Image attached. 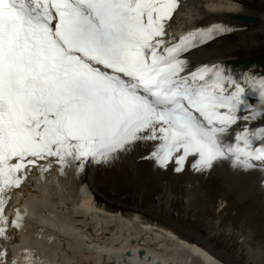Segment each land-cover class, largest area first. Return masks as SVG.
<instances>
[{
  "label": "snow or ice",
  "instance_id": "obj_1",
  "mask_svg": "<svg viewBox=\"0 0 264 264\" xmlns=\"http://www.w3.org/2000/svg\"><path fill=\"white\" fill-rule=\"evenodd\" d=\"M181 0H0V240L27 209L13 195L34 171L108 165L139 148L175 173L222 163L264 171V76L236 77L185 54L234 26L170 30ZM0 264H46L0 247Z\"/></svg>",
  "mask_w": 264,
  "mask_h": 264
},
{
  "label": "rangeland",
  "instance_id": "obj_2",
  "mask_svg": "<svg viewBox=\"0 0 264 264\" xmlns=\"http://www.w3.org/2000/svg\"><path fill=\"white\" fill-rule=\"evenodd\" d=\"M231 2L237 6L231 5ZM181 4L183 12L174 16L171 27L188 22L194 24L196 20L203 19L209 9L212 12L227 11L224 16L217 19L222 18L235 28L233 32L217 37L209 44L193 51L191 56L196 62L215 59L240 60L264 55V0H181ZM235 10L242 13L232 14L231 12ZM242 16L254 17L256 20L246 22L241 19ZM176 30L173 32H178V29ZM252 105L257 109L264 108L260 102L254 101ZM257 124H264V120L254 123L252 127H256ZM146 154L144 148H139L126 157L122 156L128 166V174L123 172L120 175L118 161L111 163L114 171L108 170L98 175L96 173L101 164L89 163L85 168L86 172L77 171V166L74 165L65 169L67 171L64 175L58 173L61 190L63 189L64 193L58 190V185L54 181L50 187H47L46 192L41 190V185L38 191L49 197L54 210L59 214L58 219H62V215L72 214L73 211L79 216V209L74 208L76 205L72 203L82 195L80 192L86 186L85 183L83 186L82 182L89 181L91 184L94 180L93 189L97 207L95 218L99 221L104 219L106 221L107 217L99 219L98 213L108 215L112 221L121 214L123 217L136 214L137 218L143 221L167 228L181 238L199 243L226 264H264V197L259 202L253 203V206L250 205V201H246V197L225 198L222 191L224 181L222 178L219 179L217 172L221 168L220 165L207 173H198L189 169L178 174L173 171L172 166L165 170L152 160L140 158ZM138 170L149 174L153 182L147 181L137 186L129 185L130 180L126 175L129 176L131 173L134 176L139 172ZM40 174L34 171L30 176L33 181L36 179L38 185L41 181ZM209 178L215 180L216 191L207 189L200 199L195 200L193 190L199 188L201 183L209 181ZM86 187L88 190V185ZM47 190L50 196L47 195ZM63 194L67 197V201L69 199L65 206H61ZM44 195L41 197H46ZM25 244L24 249H38L43 259L54 257L52 262L55 264H69L67 260L73 252L71 250L68 254L54 243L41 244L40 249L28 241ZM87 254L83 257H87ZM196 256L193 255L197 260L195 264H200L202 258L199 260L200 256Z\"/></svg>",
  "mask_w": 264,
  "mask_h": 264
},
{
  "label": "bare ground",
  "instance_id": "obj_3",
  "mask_svg": "<svg viewBox=\"0 0 264 264\" xmlns=\"http://www.w3.org/2000/svg\"><path fill=\"white\" fill-rule=\"evenodd\" d=\"M231 5L237 6L235 3ZM179 12L182 13L183 10L181 9ZM226 12L225 10L222 12H212L208 9L205 17L201 20H196L194 24H203L211 18H213L211 21L221 20L222 18H217L224 16ZM231 13L240 14L242 12L235 10ZM187 24L189 22L184 25ZM181 27L183 25H175L171 29L173 28L175 31L178 29L179 31ZM118 164L120 165V175L123 172H128V166L123 161V157L118 160ZM112 165L108 164L104 166V164H101L96 175L108 170L114 171ZM220 166L221 168L217 172H219V179L222 178L224 181V190L222 191H224L225 198H233L235 196H238V198L240 196L246 197V201H250V205H252L264 197V171L245 172L232 168L227 162L220 164ZM84 171L86 172L87 170L85 169ZM58 173H60L58 167L54 165L48 173L40 174L41 181L39 182L41 184L39 183L38 185L36 179L33 181L29 178V181L23 186L22 190H17L14 193L12 205L22 204L27 209L25 226L18 233H14V240L12 242L1 241L0 247L6 246L10 253L20 255L26 245V241L38 248L41 244L54 243L55 246L61 247L60 249L66 251L68 254L71 250L73 251L67 260L69 264H157V262L163 264H195L197 260H195L196 258L193 255H199L200 259L197 258L199 260L202 258L200 264H226L199 243L181 238L167 228L154 226L148 221H143L137 218L138 215L136 214L128 217H123L121 214L116 220L112 221L108 218V215L104 216L98 213L100 215L98 216L99 219L107 217L106 221L105 219L99 221L95 218L97 207L95 205L96 195L93 189L95 186L94 180L91 181V184L89 181L82 182V184L88 185V190L85 186L82 189L83 193L80 192L82 195L78 196V202L73 200L72 204L76 205L74 208L79 209L80 215L78 214L79 216H77L75 211H73L71 212L72 214L68 216L62 215L63 218L58 219L59 214L54 210L49 197L38 191L41 185V190L46 192L47 187H50L54 181L58 185V190L64 193L63 189L61 190ZM137 174H134V176L131 173L129 176L125 174L130 180L128 181L129 185L137 186L147 181L153 182L149 174L140 171ZM109 175L111 176V174ZM208 180L201 183L199 188L193 190L195 200L200 199L202 194L205 191L207 192V189H211L213 192L216 191L214 189V185H216L215 180H210V178ZM47 192L48 194H45L49 195L48 190ZM39 193L47 198L41 197ZM66 199L67 197L64 195L62 198L63 205L61 206L68 204L69 199L68 201ZM45 205L48 207H45ZM8 211L9 214H13L12 208ZM86 253H88L87 257H83ZM52 259L54 257L43 260L46 261V264H55L52 262Z\"/></svg>",
  "mask_w": 264,
  "mask_h": 264
},
{
  "label": "water",
  "instance_id": "obj_4",
  "mask_svg": "<svg viewBox=\"0 0 264 264\" xmlns=\"http://www.w3.org/2000/svg\"><path fill=\"white\" fill-rule=\"evenodd\" d=\"M241 19H243L246 22H250V21H255L256 20L254 17H249V16H242ZM157 264H163V263L157 262Z\"/></svg>",
  "mask_w": 264,
  "mask_h": 264
},
{
  "label": "trees",
  "instance_id": "obj_5",
  "mask_svg": "<svg viewBox=\"0 0 264 264\" xmlns=\"http://www.w3.org/2000/svg\"><path fill=\"white\" fill-rule=\"evenodd\" d=\"M249 58H252V59H259L262 63H264V55L263 56H254V57H249ZM247 58V59H249ZM246 59V58H245ZM244 59V60H245Z\"/></svg>",
  "mask_w": 264,
  "mask_h": 264
}]
</instances>
